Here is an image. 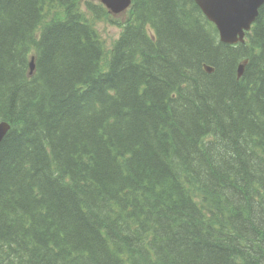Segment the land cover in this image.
Here are the masks:
<instances>
[{
  "label": "trees",
  "instance_id": "trees-1",
  "mask_svg": "<svg viewBox=\"0 0 264 264\" xmlns=\"http://www.w3.org/2000/svg\"><path fill=\"white\" fill-rule=\"evenodd\" d=\"M86 6L0 0V264H264V7L232 46L194 0H133L108 51Z\"/></svg>",
  "mask_w": 264,
  "mask_h": 264
},
{
  "label": "water",
  "instance_id": "water-1",
  "mask_svg": "<svg viewBox=\"0 0 264 264\" xmlns=\"http://www.w3.org/2000/svg\"><path fill=\"white\" fill-rule=\"evenodd\" d=\"M101 2L114 14L122 12L131 4V0H101ZM195 2L208 20L216 24L222 42L229 44L244 41V31L250 29L264 5V0H195ZM9 129L8 123H0V144Z\"/></svg>",
  "mask_w": 264,
  "mask_h": 264
},
{
  "label": "bare ground",
  "instance_id": "bare-ground-1",
  "mask_svg": "<svg viewBox=\"0 0 264 264\" xmlns=\"http://www.w3.org/2000/svg\"><path fill=\"white\" fill-rule=\"evenodd\" d=\"M247 41H248V37L247 38H245L244 39V41L241 43V44H245V43H247ZM223 44H224V42H222ZM246 64H247V62L246 61H243L240 65H239V67H238V76L239 77H241V75H242V73L244 72V69H245V66H246ZM206 66H208L211 70H212V73H214V71H215V69L212 67V66H210V65H208V64H206L205 65V67ZM242 72V73H241ZM52 121V120H51ZM2 122H8V121H1L0 123H2ZM48 126H50V125H48ZM182 138V145L183 144H186V141H188L189 142V140L190 139H187V137H181ZM181 140V139H180ZM208 141V140H207ZM209 143V142H208ZM219 144V145H218ZM218 144H217V146H219V147H223L222 146V144H220V142L218 141ZM216 147V146H215ZM215 147H212L210 150H209V155H208V158L209 159H211V160H215L216 159V156L217 155H213V152H214V154H215V151H213V149H215ZM224 148V147H223ZM205 149V148H204ZM219 149V148H218ZM223 150V149H222ZM225 150V149H224ZM213 151V152H212ZM218 151V150H217ZM226 152V151H225ZM221 154V153H220ZM221 156V155H220ZM223 156V155H222ZM219 158V157H218ZM222 158H224V157H222ZM225 160V159H224ZM216 161V160H215ZM220 161V160H219ZM193 163H196L197 165L198 164H200V162H198V161H196V160H192V164ZM209 163H210V161H209ZM195 164V166H197ZM163 209L167 212V214H169V215H175L174 213H177L176 211H178L179 209H184V210H186V211H188V212H190L191 213V215H193V214H195V212H196V210L193 208V207H187V206H185L184 204H182L181 206H179V207H177V205L175 204V205H172V204H169L168 202H166V204H163ZM259 222L260 223H262V221H263V219H264V215H263V212L261 211V210H259ZM262 215H263V217H262ZM185 216H187V215H185ZM160 220H161V222H162V224L164 225V226H167V225H169V224H173V223H176V224H179V225H174L175 226V228L176 229H179V230H182V229H184L185 228V225H184V223H179V222H176V220H174V219H172L170 216H168V215H165V216H163V217H161L160 218ZM240 223V222H239ZM169 226H171V225H169ZM112 241H113V243H114V245H115V250H116V252H119V247H118V240H116L115 238H113L112 236H110L109 237ZM165 240H166V242L168 241L167 240V238H165ZM99 242V241H98ZM99 244H100V242H99ZM107 245V244H106ZM162 245H163V243H162ZM228 249V248H227ZM105 250V252H107V249H104ZM230 253V252H229ZM228 254V253H227ZM225 255V254H224ZM171 257V258H170ZM170 257H167V259L166 260H168V259H171V260H174L175 259V256H172V255H170ZM224 258V257H223ZM228 264V263H227Z\"/></svg>",
  "mask_w": 264,
  "mask_h": 264
},
{
  "label": "rangeland",
  "instance_id": "rangeland-1",
  "mask_svg": "<svg viewBox=\"0 0 264 264\" xmlns=\"http://www.w3.org/2000/svg\"><path fill=\"white\" fill-rule=\"evenodd\" d=\"M88 2L92 3H98V0H80L81 7L85 10V6ZM86 14L89 15V13L85 10ZM122 18V17H120ZM96 27L98 29V32L103 39L104 43L108 48L112 47L115 40L119 38L121 29L116 25H111L109 20H103L101 22L96 23Z\"/></svg>",
  "mask_w": 264,
  "mask_h": 264
}]
</instances>
